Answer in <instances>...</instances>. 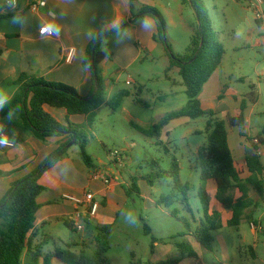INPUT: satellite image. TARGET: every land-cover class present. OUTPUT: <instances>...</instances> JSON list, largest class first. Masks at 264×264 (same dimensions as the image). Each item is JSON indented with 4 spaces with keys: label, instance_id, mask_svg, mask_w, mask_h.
Instances as JSON below:
<instances>
[{
    "label": "crops",
    "instance_id": "crops-1",
    "mask_svg": "<svg viewBox=\"0 0 264 264\" xmlns=\"http://www.w3.org/2000/svg\"><path fill=\"white\" fill-rule=\"evenodd\" d=\"M46 1L47 6L38 12L30 11L26 0H18L16 7L8 9H4L5 3H0V94L6 95L8 99L17 92L19 86L14 85L13 82L23 72L43 77L49 82H61L73 86L83 97L93 93L94 76L90 65L86 62V50L94 32H111L126 23L124 29L111 36H119L120 42L117 43L115 50L109 54L103 48L106 57L99 64V69L104 79L105 90H110L115 86L123 69L132 67L144 58L153 57V52L161 43L154 39V36L158 33L156 20L151 16H144L140 19L134 18L129 0ZM137 1L141 5H148L151 2L154 4L152 0ZM50 23L54 25L52 34H40V29ZM122 33H125L124 36H122ZM106 40L104 43H106ZM70 50L74 51L71 57L69 56ZM116 66L120 69H118L117 78L114 80L108 77V73ZM222 67L221 63L215 72ZM129 79L132 84V77H129ZM221 85L224 88L222 82ZM202 93L203 91L200 93L202 108L214 110L219 118V114L225 112L226 117L224 119L228 115H234L244 99L241 97L239 102L238 96L229 91L218 93L222 94V98L217 94H211L203 98ZM228 97L234 98L236 101L234 105L227 101ZM46 110L59 122L67 125L66 110L51 106H46ZM83 119L87 121V117L82 114L69 116V120L74 126H83L78 123ZM246 124L247 109L244 127ZM0 131L4 132L7 138L15 143L13 147L0 145V158H4L1 161L2 171L5 172L2 173L3 176L0 175V201L7 194L12 183L29 175L41 166L67 141L68 135H70L66 132L63 136L50 137L45 141H41L35 138L31 131L26 128L17 113L0 119ZM245 137L239 133L232 136L229 131V144L237 169L242 168L243 170V172L239 170L240 177L243 180L251 177L246 164V154L247 150H252L248 145L249 143L245 141ZM79 149L80 147L75 142L70 143L63 157L45 171L39 179L45 190L37 199L40 208L37 211L35 226L30 236L33 245H41L43 255L53 254L57 246L66 244L71 245L72 250L78 253L91 255L87 251H92V248L96 250V235L100 227L111 225V237L112 231L121 216H123L121 224L132 221L133 213L124 209V204L128 199L125 185L140 197L148 198L151 204L162 207V205H157V201L153 199L148 189L147 193L145 192L144 184L148 182L145 177L140 181L139 186L135 179L128 180L124 170H121L119 166H115V169L104 171L113 176L112 183L109 186H106L102 180L94 178L93 170L98 169V167L89 168L83 161ZM252 152L255 153V151ZM6 159L7 162H4ZM136 185L140 190L139 194L135 191ZM251 187L252 185L249 186V195L254 200L252 205L257 208L254 209L253 206L248 209V212L253 215L252 223L247 221L250 230L243 228L241 224L238 227H232L237 230L239 240L231 235V240L229 241L226 237L227 241H225L221 233L218 235L219 244L214 239L215 248L211 247L208 251L193 237L187 235L186 237L198 253V257L181 256L179 252L178 257L167 258H180L179 264H210L206 260L209 256L214 257L219 264H252L254 262L264 264V248L261 247L260 243V235L264 234V212L259 214V220L255 218L259 208L257 198L253 195ZM216 190L215 180H208L207 191L211 199L210 210L221 212L223 222V227L217 230L216 233L214 232V238L221 230L230 227L227 223L232 217V211L225 209L216 199ZM87 192H92L94 200L99 204L97 213L84 222L83 230L70 229L74 234L62 233L60 225L67 226V223H71L70 219L82 209L81 206L64 199L63 196L69 194L84 198ZM234 194L235 199L241 196L238 189L235 190ZM162 211L164 213V210ZM188 213H192V211H188ZM202 219L203 216L197 220L194 219V226L185 222L187 232L182 234L188 233L187 225L193 230L198 228ZM67 227L69 228V226ZM123 229L124 233H129L125 226H123ZM155 238L154 251L151 252V258L148 260L157 263L167 259L165 256L168 254L170 247H175V245L172 240L166 241L158 237ZM44 240H46V243H43ZM50 243H53L52 249H49L48 252L44 251ZM25 256L26 251L23 254V260H25ZM132 257L135 260L140 259L135 252H132ZM212 263L216 264L215 262ZM40 264H44L43 259H40ZM52 264L65 263L53 257Z\"/></svg>",
    "mask_w": 264,
    "mask_h": 264
},
{
    "label": "rangeland",
    "instance_id": "rangeland-1",
    "mask_svg": "<svg viewBox=\"0 0 264 264\" xmlns=\"http://www.w3.org/2000/svg\"><path fill=\"white\" fill-rule=\"evenodd\" d=\"M6 1L0 0V3ZM152 1L154 4L151 2L148 5L156 7L166 21L167 41L172 51L184 55L198 28L194 8L183 0ZM202 2L208 10L217 39L225 48L223 67L214 72L204 84L202 97L211 94L220 95L218 93L223 91L222 82L225 87L223 93L232 92L238 96L239 102L241 97L247 100L246 126L244 128L229 126V131L232 136L237 133L246 136L245 141L249 143L250 149L264 160V144L257 139L258 133L264 126V3L258 0H202ZM124 34L122 33V36ZM119 42L117 35L109 37L102 46L111 54ZM169 61L164 44L159 43L158 48L153 52V57L144 58L132 67L123 69L115 86L110 90L106 89L107 101H110L119 90L125 89L131 92L117 110H113L105 103L91 125H87L84 119L78 122L86 126L83 128L88 134L86 151L95 167L102 171L115 169V162L109 152L122 151L124 159L123 167L120 168L124 170L128 180L135 179L139 185L143 177L154 173L152 183L144 184L145 192L147 193L148 189L155 201L162 196L176 195V202L170 207H164L165 205L157 207L151 204L148 198L140 197L130 191L126 185L124 186L128 197L124 209L132 212L133 217L132 221L121 224L123 218L121 216L112 231L109 240L111 248L107 253L112 264H131L132 252L137 253V257L145 261L150 259L154 236L171 241V237H178L187 232L185 222L194 226V219L203 216V207L198 195L201 179L197 152L200 146L207 143L206 125L209 118L175 119L164 127L159 138L147 137L132 125L135 123L148 129L168 113L186 105L188 97L178 69L174 68L169 73L166 72ZM118 69H120L118 66L112 68L108 77L116 80ZM129 77L133 79L132 84L126 83ZM139 87H142L140 91ZM252 93L256 96V102H252ZM135 98H140L143 103H136ZM227 101L233 105L236 102L233 97H228ZM219 115L221 119L226 117L225 112ZM3 159L0 158L1 176L5 173L2 171ZM173 159H177L180 164L179 181L185 187H177L171 177H156L158 172L171 169ZM4 162H7V159ZM239 170L243 172L242 168ZM180 189L186 192L192 213H188L184 194ZM251 190L258 201L259 210L255 218L259 220V214L264 212V199L259 197L253 186ZM255 208L257 207L254 206ZM123 226L128 229V234L124 233ZM146 226L153 229L151 233L146 232ZM241 226L250 230L247 221H243ZM60 229L62 233L74 234L63 224L60 225ZM221 233L225 241L227 238L230 241L231 235L239 240L237 230L226 227L215 236L217 244H219L218 235ZM184 238L188 240V237ZM216 243L213 241L211 247L215 248ZM260 243L264 248V234L260 235ZM52 247L53 243H50L44 251L48 252ZM92 249L87 253L93 255L96 250ZM178 256L179 251L171 246L165 257ZM206 260L210 264H213L212 262L219 264L212 256Z\"/></svg>",
    "mask_w": 264,
    "mask_h": 264
},
{
    "label": "trees",
    "instance_id": "trees-1",
    "mask_svg": "<svg viewBox=\"0 0 264 264\" xmlns=\"http://www.w3.org/2000/svg\"><path fill=\"white\" fill-rule=\"evenodd\" d=\"M183 1L189 2L194 8L198 19V28L187 53L179 55L172 51L167 41V24L162 13L156 7L141 5L137 0H129L134 18L140 19L144 16H151L156 20L158 33L154 36V39L164 44L170 60L166 72L169 73L174 68L178 69L188 97L184 107L168 113L152 127L146 129L135 123H132V125L147 137L159 138L164 127L174 119L182 117L190 119L209 118L206 125L207 143L200 146L197 152L201 179L198 195L203 207V219L198 228L193 230L187 225V234H180L178 237L172 238L173 244L181 256L197 258L198 253L191 242L184 237L187 235L191 236L204 248L210 249L214 241L213 233L223 227L221 212L210 210L211 199L207 191L208 180H215L217 185L216 199L225 209L232 211V217L227 223L230 227H238L243 220L252 223L253 215L248 212V209L254 204V200L249 195V186L252 185L259 197L264 199V160L259 154L247 150L246 164L251 177L245 180L240 177V172L235 165L229 144V126L244 127L248 106L246 99L242 100L235 114L228 115L226 119L218 118L217 113L212 109L205 110L202 108L200 93L204 84L221 65L225 56V48L217 39L216 32L213 30L212 20L202 0ZM137 8L138 11L136 12ZM257 22L258 24L261 23L258 19ZM125 26L126 23L111 32L99 31L92 34V39L86 50V62L90 65L94 76V90L89 96H81L76 88L68 84L49 82L43 77L26 72H23L13 82L19 88L8 99V103L4 108L0 109V119L13 113L19 114L26 128L31 131L35 138L41 141H45L50 137L63 136L66 132L70 133V135H68L67 141L41 166L29 175L12 183L7 194L0 201V264H40V259H43L44 264H52L53 257L65 264H111L110 259L107 257L110 249L111 225H105L98 229L96 235L97 248L93 255L78 253L72 250V246L68 244L57 246L53 254L43 255L41 245H33L30 233L35 226L36 214L40 208L37 199L45 190L39 179L45 171L63 157L68 145L74 139V133H76L75 144L80 147L83 161L89 168H95L92 158L86 151L88 134L83 129L86 126H74L70 122L69 116L76 114L85 115L87 117V125H91L97 112L105 103L109 104L113 110H117L124 98L131 94L130 91L122 89L107 102L104 79L99 69V64L106 57L102 46L104 41L124 29ZM141 89L142 87H139V91ZM220 97L222 98V94ZM251 97L252 102H256L254 93H252ZM135 102L143 103L140 98H135ZM46 106L66 110L67 125L62 124L51 115L46 110ZM257 139L264 144V126L258 133ZM180 171L179 162L177 159H173L171 169L158 172L156 177H171L177 187L181 186L182 188L185 186H182L179 181ZM154 175L152 173L145 179L151 184ZM236 189L241 192V196L238 199H235L234 193ZM135 191L138 194L140 192L137 185ZM180 191L184 194L188 211H191L186 192L181 189ZM175 202L176 195L169 194L162 196L156 203L157 205L170 207ZM67 226L72 230L74 229L71 223H67ZM146 232L151 233V229L148 226H146ZM155 241L156 238L153 237L152 253ZM43 243H46V240ZM25 251L26 256L25 260H23ZM179 263L180 258H167L157 263L151 260L143 261L133 258L131 262V264Z\"/></svg>",
    "mask_w": 264,
    "mask_h": 264
},
{
    "label": "built area",
    "instance_id": "built-area-1",
    "mask_svg": "<svg viewBox=\"0 0 264 264\" xmlns=\"http://www.w3.org/2000/svg\"><path fill=\"white\" fill-rule=\"evenodd\" d=\"M28 9L32 12H38L40 9L47 6L46 0H26ZM259 2H263V0H258ZM18 5V0H7L4 9L8 8H14ZM46 27V26H44ZM42 27V28H44ZM41 28V29H42ZM40 29V34L42 35H51L52 30L48 32L42 33ZM73 50H70L69 56L71 57L73 55ZM127 84H131V80L129 79L127 81ZM0 145L1 146H7V147H13L15 146V143L11 140H9L4 132L0 131ZM109 155L112 157V159L115 162L116 167H121L123 165V152L119 150H113L109 152ZM93 177L96 179H100L103 181V183L106 186H109L112 183L113 176L111 174L105 173L104 171L100 169H94L93 170ZM64 199L70 200L77 205L81 206V211L77 212L71 219V224L74 229L80 231L84 229V222L88 220V218L95 216V214L98 211L99 204L94 200V195L92 192H87L84 195V198H79L73 195L65 194Z\"/></svg>",
    "mask_w": 264,
    "mask_h": 264
},
{
    "label": "clouds",
    "instance_id": "clouds-1",
    "mask_svg": "<svg viewBox=\"0 0 264 264\" xmlns=\"http://www.w3.org/2000/svg\"><path fill=\"white\" fill-rule=\"evenodd\" d=\"M54 27V25H52L51 23L48 24L46 27L41 29V32H48L50 30H52ZM8 103V97L6 95L0 94V109H3L4 106Z\"/></svg>",
    "mask_w": 264,
    "mask_h": 264
},
{
    "label": "water",
    "instance_id": "water-1",
    "mask_svg": "<svg viewBox=\"0 0 264 264\" xmlns=\"http://www.w3.org/2000/svg\"><path fill=\"white\" fill-rule=\"evenodd\" d=\"M202 43H203V41H202ZM68 133V132H67ZM74 142H76V133H74V139H73V141L71 142V144H73Z\"/></svg>",
    "mask_w": 264,
    "mask_h": 264
}]
</instances>
